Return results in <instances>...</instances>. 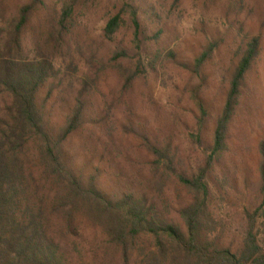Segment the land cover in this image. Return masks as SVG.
Here are the masks:
<instances>
[{"label": "trees", "instance_id": "obj_1", "mask_svg": "<svg viewBox=\"0 0 264 264\" xmlns=\"http://www.w3.org/2000/svg\"><path fill=\"white\" fill-rule=\"evenodd\" d=\"M122 1L133 26L131 44L118 38L124 18L117 14L103 31L106 50L91 51L79 65L66 67L57 64L59 55L80 48L76 6L70 0H30L8 17L9 2L0 0V264H78L87 234L94 237L93 246L102 236L108 247L120 250L123 264H170L171 258L181 264H264V138L258 145V192L245 211L241 247L220 245L211 209L216 173L224 171L230 183L240 172L234 125L259 73L261 36L231 25L193 64L169 52L177 66L201 76L222 43L236 50L220 112L214 114L212 103L197 93L201 116L195 115L192 141L203 149L205 164L190 172L158 125L133 115L119 119L114 112L138 81L158 73L165 53L161 13L147 0ZM246 4L230 3L233 9ZM39 10L50 16L36 18ZM42 27L53 31L47 41L52 54H44L34 37ZM81 65L75 86L73 73ZM110 71L123 84L122 98L101 94ZM207 122L213 123L210 141L204 137ZM144 239L155 251L139 263L134 251Z\"/></svg>", "mask_w": 264, "mask_h": 264}, {"label": "rangeland", "instance_id": "obj_2", "mask_svg": "<svg viewBox=\"0 0 264 264\" xmlns=\"http://www.w3.org/2000/svg\"><path fill=\"white\" fill-rule=\"evenodd\" d=\"M29 1L8 0L9 6L6 9H9L6 10V15L9 17L17 6ZM245 1L247 4L244 8L233 9L231 0H147L149 6L156 8L163 16L161 23L166 28L161 39L165 49L164 62L159 65L158 73L151 71L148 80L138 81L134 88L124 94L123 100L118 99L114 109L119 119L133 115L147 118L151 124L158 125L166 137H172L173 147L183 157L186 168L190 172H197L205 164L203 149L192 141L194 129L197 127L195 115L201 116L197 93L212 103L214 114L220 112L229 73L237 58L236 50L229 48L228 41L222 43L208 60L201 76L194 70H183L167 56L174 51L178 54L179 61L193 64L204 48L216 40L217 33H225L231 25L242 24L251 35L261 36L263 55L259 73H255L249 83L234 125L232 144L240 153L239 157L234 158L240 168L239 175L229 183L225 172L220 170L212 179L214 195L211 209L215 236L221 246L234 249L243 244L247 229L245 211L247 208L252 209L258 192L261 162L258 145L264 138V0ZM71 3L76 6L75 17L78 26L80 24L77 32L80 48L76 46L65 55L60 54L57 64L63 62L66 67L71 63L79 65L81 60L88 58L91 51L99 49L104 52V28L117 14H123L124 18L118 38L131 44L133 26L130 12L122 0H70L68 4ZM49 16L40 10L36 14V18L42 21ZM35 30L37 36L34 37L41 41L39 47L42 52L52 54L47 41L49 32L53 31H48L46 27ZM82 66L84 65H81L78 72L73 73L75 86L82 77ZM123 89V84L114 72L110 71L101 81V94L107 98H122ZM212 134L213 123L207 122L204 137L210 141ZM245 178L249 183L247 186ZM176 192L172 185L175 200L179 198ZM179 192L188 197L186 192ZM172 216L180 226H184L180 216L175 212ZM261 235L264 242V233ZM143 241L134 251L139 263L149 251H155L154 243L147 239ZM93 242L92 235L87 234L83 238L80 244L82 255L78 256V264H123L121 251L108 247V241L102 236L98 237L97 245L93 246ZM170 255L175 256L176 253L171 250ZM170 262L181 264L183 261L177 259L174 262L171 258Z\"/></svg>", "mask_w": 264, "mask_h": 264}]
</instances>
